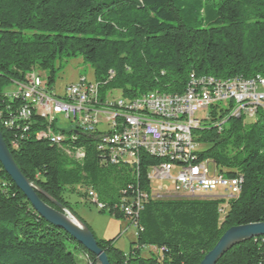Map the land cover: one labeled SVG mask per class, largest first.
I'll list each match as a JSON object with an SVG mask.
<instances>
[{
    "label": "trees",
    "instance_id": "1",
    "mask_svg": "<svg viewBox=\"0 0 264 264\" xmlns=\"http://www.w3.org/2000/svg\"><path fill=\"white\" fill-rule=\"evenodd\" d=\"M77 58L93 69L102 99L108 93L124 99L183 93L191 75L264 79V0H0L2 118L21 107L19 98L6 94L7 86L35 69L49 72L52 86L56 64ZM219 109H210V119L194 131V161H211L218 173L241 178L239 198L224 214V202L210 198H149L129 255L115 247L116 239L96 238L111 264H200L230 228L264 223V111L247 123ZM2 118L4 139L25 177L72 212L67 194L92 205L93 192L104 206L101 213L128 221L121 207L138 193H151V167L172 162L143 152L134 167L112 164L98 133L65 131L69 137L59 145L38 136L44 125L36 117L11 126ZM77 150L83 158L73 155ZM141 249H154L156 257L142 258ZM81 259L98 264L33 209L0 163V264ZM218 264H264L263 238L235 246Z\"/></svg>",
    "mask_w": 264,
    "mask_h": 264
},
{
    "label": "built area",
    "instance_id": "2",
    "mask_svg": "<svg viewBox=\"0 0 264 264\" xmlns=\"http://www.w3.org/2000/svg\"><path fill=\"white\" fill-rule=\"evenodd\" d=\"M6 94L12 99L19 98L21 107L3 118L0 112L4 126L13 125L14 120L36 117L44 125L38 136L60 145L69 137L57 126L59 118H62L73 126V130L67 132L98 133L101 148L108 150L112 164L125 163L134 167L143 152L171 159L170 163L151 167L149 195L138 193L133 203L121 207L129 217V227L137 228V236L141 232L137 218L149 198H210L225 203L219 209L224 214L229 202L241 195L243 180L218 173L211 161L195 163L198 145L194 131L204 120L210 119L213 107L219 113V108L226 109L227 117L242 118L247 123L255 121L258 112L264 111V79L261 77L221 80L191 75L183 93L155 91L134 99L108 93L102 99L95 81L80 78L66 85L61 92H56L41 75L30 72L24 80L14 82L13 89L6 90ZM199 113L203 116L198 117ZM227 117L219 123L220 127L227 122ZM65 152L72 155L71 151ZM73 155L78 159L84 156L81 150ZM210 164L214 166L213 172ZM174 171L177 173L175 178L172 177ZM165 180L173 182L174 190L166 191L162 187L158 194L153 195L152 181ZM90 196L92 205L98 210L104 209L93 192ZM262 238L264 243V236Z\"/></svg>",
    "mask_w": 264,
    "mask_h": 264
},
{
    "label": "water",
    "instance_id": "3",
    "mask_svg": "<svg viewBox=\"0 0 264 264\" xmlns=\"http://www.w3.org/2000/svg\"><path fill=\"white\" fill-rule=\"evenodd\" d=\"M0 163L16 187L24 194L33 209L49 224L68 233L90 254L96 257L98 264H111L107 254L99 247L98 241L89 226L74 212L41 190L25 177L13 153L8 147L0 128ZM39 195H43L54 207L46 204ZM264 236V223L247 224L232 227L225 232L217 245L200 264H218L232 248Z\"/></svg>",
    "mask_w": 264,
    "mask_h": 264
},
{
    "label": "rangeland",
    "instance_id": "4",
    "mask_svg": "<svg viewBox=\"0 0 264 264\" xmlns=\"http://www.w3.org/2000/svg\"><path fill=\"white\" fill-rule=\"evenodd\" d=\"M35 71L36 73L39 72L44 80L50 75L49 72H43L39 69H35ZM80 78H86L90 81H95L93 69L89 64L85 63L82 58L71 59L68 62L63 63H57L53 87L57 92H61L66 85L72 82H77L80 80ZM13 87L14 83L7 86L5 90L11 91ZM118 95L119 94H116V96ZM224 107H228L227 104H224ZM202 116V113L198 114V117ZM100 120H102L101 116ZM57 126L65 131L73 130V126L69 125V123L62 118H59ZM201 149L204 150L205 147L201 146ZM210 169L213 172V164H210ZM176 174L177 173L174 171L172 173V177L175 178ZM162 187L166 191L174 190V185L171 180L152 181L153 195L158 194L160 188ZM67 199L70 202L74 213L77 214L89 226L97 239H116L115 247L126 255L130 254L131 244L137 241V228L129 227V223L127 221L122 219L117 220L107 212L101 213L95 205L84 204L81 200V197L76 194H67ZM151 254H154V257H156L157 253L154 249H141L140 255L142 258L148 259L150 258ZM79 264H87V261L81 259L79 260Z\"/></svg>",
    "mask_w": 264,
    "mask_h": 264
},
{
    "label": "crops",
    "instance_id": "5",
    "mask_svg": "<svg viewBox=\"0 0 264 264\" xmlns=\"http://www.w3.org/2000/svg\"><path fill=\"white\" fill-rule=\"evenodd\" d=\"M72 83H74V82H72ZM57 92V91H56Z\"/></svg>",
    "mask_w": 264,
    "mask_h": 264
}]
</instances>
